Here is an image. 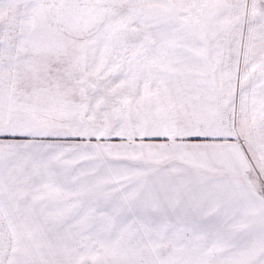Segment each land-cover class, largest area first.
<instances>
[{
    "label": "snow or ice",
    "instance_id": "obj_1",
    "mask_svg": "<svg viewBox=\"0 0 264 264\" xmlns=\"http://www.w3.org/2000/svg\"><path fill=\"white\" fill-rule=\"evenodd\" d=\"M0 264H264V0H0Z\"/></svg>",
    "mask_w": 264,
    "mask_h": 264
}]
</instances>
